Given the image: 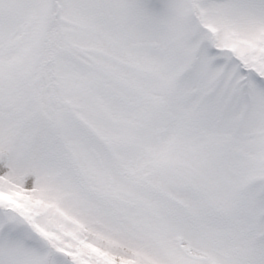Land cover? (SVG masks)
<instances>
[{
    "label": "snow or ice",
    "instance_id": "snow-or-ice-1",
    "mask_svg": "<svg viewBox=\"0 0 264 264\" xmlns=\"http://www.w3.org/2000/svg\"><path fill=\"white\" fill-rule=\"evenodd\" d=\"M0 264H264V0H0Z\"/></svg>",
    "mask_w": 264,
    "mask_h": 264
}]
</instances>
